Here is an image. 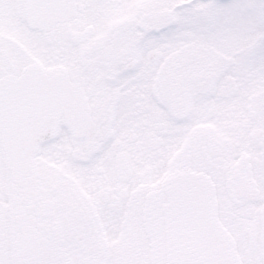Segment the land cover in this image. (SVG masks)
<instances>
[{
	"label": "snow or ice",
	"instance_id": "obj_1",
	"mask_svg": "<svg viewBox=\"0 0 264 264\" xmlns=\"http://www.w3.org/2000/svg\"><path fill=\"white\" fill-rule=\"evenodd\" d=\"M0 264H264V0H0Z\"/></svg>",
	"mask_w": 264,
	"mask_h": 264
}]
</instances>
